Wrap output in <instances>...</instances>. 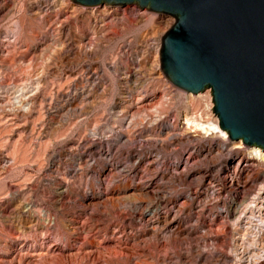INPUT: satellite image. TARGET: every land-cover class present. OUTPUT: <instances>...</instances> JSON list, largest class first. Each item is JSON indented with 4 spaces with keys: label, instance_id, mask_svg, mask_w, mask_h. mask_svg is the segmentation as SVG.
<instances>
[{
    "label": "rangeland",
    "instance_id": "374dc122",
    "mask_svg": "<svg viewBox=\"0 0 264 264\" xmlns=\"http://www.w3.org/2000/svg\"><path fill=\"white\" fill-rule=\"evenodd\" d=\"M96 7L0 0V264H264V161L190 124L220 128L160 69L175 18Z\"/></svg>",
    "mask_w": 264,
    "mask_h": 264
},
{
    "label": "water",
    "instance_id": "95a60500",
    "mask_svg": "<svg viewBox=\"0 0 264 264\" xmlns=\"http://www.w3.org/2000/svg\"><path fill=\"white\" fill-rule=\"evenodd\" d=\"M85 6L137 4L176 23L162 37L160 69L176 88L212 91L231 141L264 149V0H71Z\"/></svg>",
    "mask_w": 264,
    "mask_h": 264
},
{
    "label": "bare ground",
    "instance_id": "6f19581e",
    "mask_svg": "<svg viewBox=\"0 0 264 264\" xmlns=\"http://www.w3.org/2000/svg\"><path fill=\"white\" fill-rule=\"evenodd\" d=\"M90 12H92V15L93 16H96L97 14L101 13V9L100 8H97L95 6L93 8V10L90 11ZM102 14H106V13L103 12ZM167 21H163L162 22V25L163 24H166V26L169 27L170 26L169 24L172 21L169 24L166 23ZM159 53H160V50H157V54L158 55H159ZM158 58H156V60H157L156 62L157 63H158ZM155 67L157 69V68H159V65H156V63H155ZM219 122H220V120H219ZM190 124H194V126L196 128H199L200 130H203V131H206V132H208V131H210V132H216V131L217 132H220V133H222L224 135V138H227V134H225L227 132L222 129L221 125H220V128H219L218 125H211V124L209 126H205L203 124H196V123H190ZM229 138H230V136H229ZM239 142H241V143H239V145H243V143H242L243 141H239ZM239 147H241V146H239ZM247 148H248V150H250L251 159L256 160V161H264V152L261 151V149L259 147L256 148V146H254V147L247 146ZM254 173H255V170H254V167H253V163L251 164L249 161H246V160L243 161L241 159L239 161L238 166L237 167H233L227 177H228L229 181H231V183H235L237 181L238 184L236 182V185H239V184H241V182H240V180H241L242 183L244 185H246V182L249 181V179H251V177H252V175H254ZM255 178H258L257 175H255ZM258 206H260V208H264V204H262V203H260Z\"/></svg>",
    "mask_w": 264,
    "mask_h": 264
}]
</instances>
